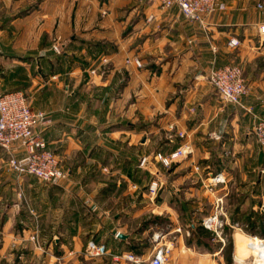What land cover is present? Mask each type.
Segmentation results:
<instances>
[{
	"label": "crops",
	"instance_id": "obj_1",
	"mask_svg": "<svg viewBox=\"0 0 264 264\" xmlns=\"http://www.w3.org/2000/svg\"><path fill=\"white\" fill-rule=\"evenodd\" d=\"M226 1L204 29L158 0H0V83L46 114L39 130L69 174L20 179L0 148V264H147L166 246V264H229L227 229L203 221L220 201L228 222L254 223L264 208V148L252 130L264 118V0ZM230 63L249 87L242 105L209 80ZM184 143L192 152L172 166H140ZM91 240L107 253L88 256ZM238 250L235 264L247 258Z\"/></svg>",
	"mask_w": 264,
	"mask_h": 264
},
{
	"label": "built area",
	"instance_id": "obj_2",
	"mask_svg": "<svg viewBox=\"0 0 264 264\" xmlns=\"http://www.w3.org/2000/svg\"><path fill=\"white\" fill-rule=\"evenodd\" d=\"M158 1L163 9L178 6L185 17L199 22L204 29H207L209 17L227 9L226 0ZM258 8L263 13V20L259 25V34L264 39V3H258ZM229 44L236 46L239 44V40L232 38ZM129 62H133L139 67L142 66L139 59H133ZM209 80L215 87L220 99L226 103L242 105L244 96L249 92L242 66L239 63L214 65L211 68ZM47 122L46 114L32 108L30 99L24 91H8L0 83V148L7 154L10 170L14 171L20 179L31 176L45 183L56 184L69 175L56 153L49 149L47 140L39 130V125ZM171 127L173 128V126ZM252 130L259 144L264 148V118L255 116ZM178 135L180 137L184 136L182 132ZM20 151L22 156L18 155ZM191 152L192 149L182 144L169 154L158 152L153 157H142L140 166L149 168L150 163L153 164V160L169 166L173 162L185 158ZM219 182H225L221 175L212 179L210 190H214ZM158 189L159 182L152 181L149 186L150 193L156 195ZM220 204L217 206L216 213L203 221L206 228L215 231L217 234H221L227 224V221L221 217L222 201H220ZM238 228L242 229L241 227ZM159 235L157 234V236ZM248 238L260 239L264 245V238L257 236H248ZM31 239L37 241V235H32ZM170 252L171 248L168 246L158 248L148 264H166L170 259ZM86 253L90 257H98L107 253V249L105 245L97 244L94 240H91L87 245ZM253 253L258 259L264 258L263 250L260 251V254ZM126 257L129 260L134 259L132 254Z\"/></svg>",
	"mask_w": 264,
	"mask_h": 264
},
{
	"label": "rangeland",
	"instance_id": "obj_3",
	"mask_svg": "<svg viewBox=\"0 0 264 264\" xmlns=\"http://www.w3.org/2000/svg\"><path fill=\"white\" fill-rule=\"evenodd\" d=\"M57 47H55V48H57L59 50L61 49L60 46H57ZM128 62H129V60H128ZM96 69H97L96 67H92L89 69L88 73L89 74H96V71H97ZM30 103H31V100H30ZM35 111H39V110H35ZM183 145H187L190 149H192L191 145L188 143H184ZM149 149H150V151H153V148L150 147ZM158 162L159 161H157V160H153L154 164H157ZM159 163H161V162H159ZM173 163H175V162H173ZM172 164H170L169 166H166L164 164L163 165L165 167H170V166H172ZM151 165L152 164L150 163V166ZM157 167H158V169L159 168L162 169L158 164H157ZM259 178H260L259 182L261 183V197L260 198H261V201L264 202V173H263V171L260 172ZM248 180L250 181L251 178L246 179V181H248ZM252 181H253V179H252ZM244 191H245L244 193L249 192L247 190H244ZM234 201H236L235 197H234ZM260 210L262 212H259V216L256 218V222H254V223L253 222H246V221L245 222H239V223L227 221V224L225 225V229H227L228 236H229V264H235L233 262V259H232V252H233V249L235 248V246L237 247V249H239L237 256L243 257V258L247 257L246 261L242 262L240 260L241 262L240 263L237 262L236 264H264V258L258 259L257 256H254L253 252L247 250L246 245L250 239L248 237L247 238L244 237L248 233L251 235H257L259 238H264V208H261ZM236 224H238L239 226H237ZM183 226H184L183 229H186V230L191 229V226L188 225V222H186V221L183 222ZM238 227H241L242 229H240ZM258 244H259L258 247H264L263 243L260 240H259ZM148 263L149 262H147V264Z\"/></svg>",
	"mask_w": 264,
	"mask_h": 264
},
{
	"label": "bare ground",
	"instance_id": "obj_4",
	"mask_svg": "<svg viewBox=\"0 0 264 264\" xmlns=\"http://www.w3.org/2000/svg\"><path fill=\"white\" fill-rule=\"evenodd\" d=\"M260 239H258V240H254V239H250V243H251V246H253V247H257L256 246V244H257V242L259 241ZM261 241V240H260ZM257 250H258V254H260V251H264V247H257Z\"/></svg>",
	"mask_w": 264,
	"mask_h": 264
},
{
	"label": "trees",
	"instance_id": "obj_5",
	"mask_svg": "<svg viewBox=\"0 0 264 264\" xmlns=\"http://www.w3.org/2000/svg\"><path fill=\"white\" fill-rule=\"evenodd\" d=\"M199 230H205V228L203 226H198Z\"/></svg>",
	"mask_w": 264,
	"mask_h": 264
},
{
	"label": "water",
	"instance_id": "obj_6",
	"mask_svg": "<svg viewBox=\"0 0 264 264\" xmlns=\"http://www.w3.org/2000/svg\"><path fill=\"white\" fill-rule=\"evenodd\" d=\"M120 237L125 238L126 236L124 234H121Z\"/></svg>",
	"mask_w": 264,
	"mask_h": 264
}]
</instances>
